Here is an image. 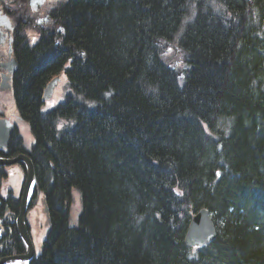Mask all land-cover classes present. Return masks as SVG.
<instances>
[{
    "label": "trees",
    "instance_id": "16d2710c",
    "mask_svg": "<svg viewBox=\"0 0 264 264\" xmlns=\"http://www.w3.org/2000/svg\"><path fill=\"white\" fill-rule=\"evenodd\" d=\"M52 18L58 38L16 45L51 223L31 264H264V0H66ZM202 207L216 238L196 249Z\"/></svg>",
    "mask_w": 264,
    "mask_h": 264
},
{
    "label": "flooded vegetation",
    "instance_id": "af4514ba",
    "mask_svg": "<svg viewBox=\"0 0 264 264\" xmlns=\"http://www.w3.org/2000/svg\"><path fill=\"white\" fill-rule=\"evenodd\" d=\"M3 3L6 4L7 0H0V10L3 12ZM12 6V5H8ZM7 8V7H5ZM28 10V9H27ZM26 10V11H27ZM19 10L16 9H8L6 11V15L8 23L5 26H0V117L8 118L12 121L17 119V115L15 114L14 106H9L7 101L10 97L13 98V88L15 82V73H9L5 65L10 62L12 59H16L15 52L17 45V41L19 39L27 38L29 39L31 36L27 32V26L31 25L33 27L34 16L29 12H25L22 14L23 17L15 16V14L19 13ZM39 12V11H37ZM50 15V14H49ZM48 16L46 14L40 15L36 18L37 27H41L42 25H38V22L41 20L43 25H47L51 22V15L48 17L49 19H45ZM26 19H25V18ZM29 21V25L26 24ZM34 34V33H33ZM10 144H12V135L10 139ZM15 153V149L12 148L10 151L7 149L5 152L6 156L13 155ZM20 171H24L22 165L18 166V171L15 173H19ZM9 175V174H8ZM13 175V174H12ZM11 175V176H12ZM7 176V175H6ZM11 176H7V178H11ZM24 179V178H23ZM24 181L21 182V186L18 189L14 186H9L6 190L0 189V202H1V211L0 218L2 220V237L0 239V258L11 255H21L26 253L27 245L21 236L18 227L16 217L20 211L21 206V198L24 188ZM39 194L36 193L32 199V203L30 204L28 214L26 217V226L27 231L32 241V244L35 248L34 257L37 256L40 246L39 238L42 234V230L40 226H38V216L35 214V209L38 206L37 201H39ZM15 208H17V212H15ZM2 247V248H1ZM34 260V259H33ZM32 260V261H33ZM30 261V263L32 262ZM15 264H28L26 262H19Z\"/></svg>",
    "mask_w": 264,
    "mask_h": 264
},
{
    "label": "water",
    "instance_id": "95a60500",
    "mask_svg": "<svg viewBox=\"0 0 264 264\" xmlns=\"http://www.w3.org/2000/svg\"><path fill=\"white\" fill-rule=\"evenodd\" d=\"M45 0H31L30 4L32 7H39ZM17 65L13 63V67L11 68L15 71ZM58 81V78L53 79L44 91L45 99H49L52 95L53 89ZM13 126L8 122L0 120V148H5L8 146L10 133L12 131ZM23 163L27 168V180L25 183L20 213L17 219L20 233L21 235L28 241L30 244V239L26 231L25 226V213L27 210V206L29 203L30 195L35 187L36 177H35V169L29 157L24 154H20L16 158L13 159H3L0 158V165H10L14 163ZM216 238V228L213 219L211 218L210 212L208 209L203 208L198 212L197 215L192 217V220L189 224V228L186 234V242L195 248H201L213 241ZM32 254L29 252L26 256L14 257V258H5L0 260V264H5L8 260L11 259H24L30 257Z\"/></svg>",
    "mask_w": 264,
    "mask_h": 264
},
{
    "label": "rangeland",
    "instance_id": "374dc122",
    "mask_svg": "<svg viewBox=\"0 0 264 264\" xmlns=\"http://www.w3.org/2000/svg\"><path fill=\"white\" fill-rule=\"evenodd\" d=\"M64 1H66V0H47L45 2V4L43 5L42 9L39 10V12L33 11L29 7L28 3L25 4L23 2H19L18 0H14L13 2L11 1V4L13 5L11 8H13L14 10H16V9L19 10L18 11L19 13L15 14V16H19L20 15V17H23L22 14L24 12L31 13V15L34 16V23H35L36 18H38L40 15H42V13H45V12L48 13L51 8L55 7L58 4H61ZM28 22L29 21H27L26 24L29 25ZM52 23L48 24L47 26H49V25L52 26ZM31 25L27 26V32H28V34L30 36H33L34 39L37 40L40 37V34L39 33H35L34 32L35 30H34L33 27H31ZM35 35H36V37H35ZM66 92H68L67 78H66L65 75H62L60 77V81H59L58 85L56 86V88H55V90H54V92L52 94L51 99L47 101L46 106L47 107L54 106V105L58 104L59 102H61L63 97L65 96ZM7 103H8L9 106H14L13 98L10 97V99L7 101ZM18 128H19L21 134L26 138L27 142L30 144L33 141V138L31 136V133H30L28 125L23 123V122H20V123H18ZM24 175H25V173L23 171H20V176L21 177L19 176L18 184L20 183V180H21V178ZM17 181H18V176L17 175H12L11 178L8 179V182L10 183V185L14 186V187L17 184ZM37 204L39 205V208H41V211L39 213H37L38 221H39V224H38L37 227H39L41 225L42 226L44 225L45 217L43 215V204H42V202L41 201H37ZM81 211H82L81 196L79 194V191L77 189H74L72 191V203H71V210H70V215H69V224H70V226L75 227V226L78 225V223H79V215H80ZM41 230H42V228H41ZM41 240H42V237L40 236L39 241H41Z\"/></svg>",
    "mask_w": 264,
    "mask_h": 264
},
{
    "label": "bare ground",
    "instance_id": "6f19581e",
    "mask_svg": "<svg viewBox=\"0 0 264 264\" xmlns=\"http://www.w3.org/2000/svg\"><path fill=\"white\" fill-rule=\"evenodd\" d=\"M42 32H43V30H39V34L41 35L42 34ZM19 41H21L23 44H26V43H33L34 45H36L37 44V42H38V40H36V39H34V37L33 36H31L29 39H27V38H23V39H19ZM155 41L157 42V40H153V42L155 43ZM33 46V45H32ZM18 71H19V67H17L16 68V70H15V75L18 73ZM62 75H65L64 74V72L62 73V74H60L59 76H56V77H54V78H58V80H60V77L62 76ZM66 76V75H65ZM53 80V79H52ZM51 80V81H52ZM50 81V82H51ZM49 82V83H50ZM48 85V84H47ZM46 85V86H47ZM44 89H43V98H45L44 97ZM46 106H44V108H42V110H44V111H46ZM3 121V120H2ZM30 133H31V136H32V138H33V141L29 144L28 142H27V140H26V138L24 137V138H22V141H21V145L19 146L18 144H8V146L6 147L9 151H10V149H12V148H14L15 149V153L16 154H25L27 157H29L30 158V160H31V162H32V164H33V166H34V169H35V164H34V161H33V159H32V157H31V150L33 149V147L35 146V144H36V138H35V136L33 135V133H32V131H31V128H30ZM17 141H19V138L17 137ZM5 168H6V165H0V169L3 171V173H4V171H5ZM1 181H2V179H1ZM1 183V182H0ZM23 198V197H22ZM22 198H21V203H22ZM72 203V202H71ZM81 205H82V202H81ZM203 209V207L202 208H200L195 214H193L192 216H191V219H190V222H191V220H192V217L194 216V215H197L198 214V212L200 211V210H202ZM207 209V208H206ZM190 224V223H189ZM41 250H43V248H41Z\"/></svg>",
    "mask_w": 264,
    "mask_h": 264
}]
</instances>
